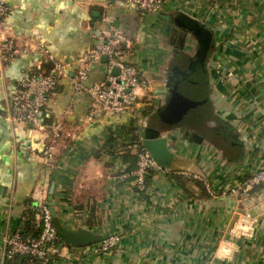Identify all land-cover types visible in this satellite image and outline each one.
I'll return each mask as SVG.
<instances>
[{"label":"crops","instance_id":"1","mask_svg":"<svg viewBox=\"0 0 264 264\" xmlns=\"http://www.w3.org/2000/svg\"><path fill=\"white\" fill-rule=\"evenodd\" d=\"M6 2L8 32L43 44L68 66V77L59 76L58 91L39 116L44 131L9 122L7 102L32 67L40 62L50 70L52 63L41 55L22 56L0 82V263L6 232L26 231L24 205L47 202L55 225L121 237L117 249L88 264H264V186L238 197L224 193L264 167V0H174L156 14L120 0ZM185 18L213 35L212 119L197 130L157 126L177 157L171 173H154L139 194L133 176L122 178L137 167L132 145L117 147L130 144L131 135L120 137L128 131L145 135L146 102L162 110L169 97L167 75L196 54L199 44L185 34ZM113 36L133 54L127 62L147 85L139 91V117L128 111L90 119L92 100L76 96L71 79L84 68L87 51ZM106 77L104 60L93 66L86 84ZM57 123L64 132L54 142L49 128ZM210 126L227 144L209 139ZM194 132L207 139L194 142ZM110 134L118 139L110 143ZM52 144L51 162L40 159Z\"/></svg>","mask_w":264,"mask_h":264},{"label":"built area","instance_id":"2","mask_svg":"<svg viewBox=\"0 0 264 264\" xmlns=\"http://www.w3.org/2000/svg\"><path fill=\"white\" fill-rule=\"evenodd\" d=\"M120 1L137 6L143 13L156 14L174 0ZM10 14L11 9L6 0H0V82L4 78L7 68L25 55H41L46 62L52 63L53 68L46 70L39 62L21 78L8 98L6 119L11 123L24 124L31 129L44 131L46 127L40 124L39 116L56 95L59 76L68 77V66L57 63L40 42L32 39L19 40L11 35L7 27ZM120 42L117 36L100 40L87 51L84 57V68L71 79L75 95L87 94L92 100L90 119L99 114L116 115L128 111L132 112L134 117H139L136 109L140 97L139 91L146 89L147 85L139 77L136 68L127 62L128 57L133 54L121 47ZM104 58L107 59L105 82L87 86L91 69ZM115 68L120 70L118 76L112 74ZM138 119H140L141 126L142 118ZM49 130H51L55 142L62 138L64 126L62 123H57ZM141 131L138 133L139 141L132 145L137 158V167L133 172L122 177L126 179L133 176L135 179L134 188L139 194L147 191L148 177L154 173H168V170L159 166L144 147V136ZM53 152L54 145L52 144L47 147L41 157H38L51 162L54 158ZM194 179L200 180L198 177ZM205 186L211 194H214L209 185L205 184ZM258 186H264V167L253 172L237 186L227 188L224 193L238 197ZM22 220L28 223L32 222L38 234L26 233L23 228L7 231L2 238L3 248L0 264H73V258L63 256L64 248L77 254L78 250H82L81 255L74 260L77 264H88L90 258L100 261L103 256L115 250L121 243V237L113 235L87 247L75 248L71 246L58 234L51 207L47 202L25 204Z\"/></svg>","mask_w":264,"mask_h":264},{"label":"water","instance_id":"3","mask_svg":"<svg viewBox=\"0 0 264 264\" xmlns=\"http://www.w3.org/2000/svg\"><path fill=\"white\" fill-rule=\"evenodd\" d=\"M184 20L186 24L183 25L186 31L185 34L193 35L197 39L199 47L194 56L185 58L186 64L177 63L167 75L169 97L167 103L161 110V114L163 115H170L176 112V110L186 109L187 107L183 103L186 96L198 95L211 88L209 72V56L213 43L211 29L203 27L199 23L191 20V18H185ZM104 60L107 59L104 58L102 61ZM112 74L118 76L120 70L115 68ZM205 130L207 129L205 128ZM192 139L194 142L202 144L207 137L194 132L192 134ZM209 139L218 146L227 144V141L223 139V137L213 133H210ZM144 147L159 166L166 170L172 168L177 156L170 149L168 142L161 136L159 131L149 129L145 131ZM51 212L54 216V208H51ZM56 228L60 237L75 248L87 247L105 238L101 234H96L87 230L69 231L62 228L59 224L56 225Z\"/></svg>","mask_w":264,"mask_h":264},{"label":"trees","instance_id":"4","mask_svg":"<svg viewBox=\"0 0 264 264\" xmlns=\"http://www.w3.org/2000/svg\"><path fill=\"white\" fill-rule=\"evenodd\" d=\"M186 25V24H185ZM59 80V78H58ZM59 85L57 87L56 93L58 91ZM189 96V95H188ZM191 98V99H190ZM185 100V101H184ZM184 104L186 105V109L183 108L181 110H176L173 114L170 115H163L161 114V110H156L157 108L154 106L153 101L146 102V108L143 112V116L145 118H148L149 120V130H155L159 131L161 134L160 130L157 126L161 125L163 129H169V128H174V127H182V128H191V129H198L200 124H205L206 121L212 119V102H211V96H210V89L205 90L202 93H199L198 95H193L184 98ZM46 108V107H45ZM44 108V109H45ZM189 108V109H188ZM43 109V110H44ZM157 111V112H156ZM135 130L133 131H128L126 134L121 135L120 137H128L131 135V138L126 139L127 141H130V144H127V142L123 141L121 146H118L117 148H122V147H127L128 145H133L137 141H139V136H132ZM129 134V135H128ZM115 139H118V137H114L113 134L109 135V141H115ZM114 143V142H113ZM113 149V147H109L110 149ZM171 173V172H170ZM149 177L147 178V180ZM178 182L182 187L186 186V183H184L180 177L177 178ZM193 185H196L197 188L201 190H205L206 186L205 183L202 181H191ZM25 232H32L33 234H38V231L35 229L34 224L28 223L26 227ZM32 228V230H31ZM35 229V230H34Z\"/></svg>","mask_w":264,"mask_h":264},{"label":"rangeland","instance_id":"5","mask_svg":"<svg viewBox=\"0 0 264 264\" xmlns=\"http://www.w3.org/2000/svg\"><path fill=\"white\" fill-rule=\"evenodd\" d=\"M209 129V132L210 131H212L211 129V126L210 127H208ZM208 130H206V131H208ZM210 133H212V132H210ZM168 172H170L169 170H168ZM117 249V248H116ZM83 251L82 250H78V254L77 253H74V252H70L69 250H67L66 248H64L63 249V251H62V254H63V256H65V258H73L72 260H73V264H77L76 262H75V260H74V258L75 259H77L78 257H79V255H81V253H82ZM112 252V251H111ZM110 253V252H109ZM108 253V254H109Z\"/></svg>","mask_w":264,"mask_h":264}]
</instances>
